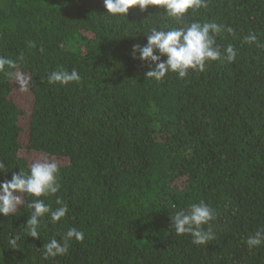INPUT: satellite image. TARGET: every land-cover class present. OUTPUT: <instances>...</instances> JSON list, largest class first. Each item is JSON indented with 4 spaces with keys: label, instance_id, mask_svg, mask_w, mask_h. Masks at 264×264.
<instances>
[{
    "label": "trees",
    "instance_id": "trees-1",
    "mask_svg": "<svg viewBox=\"0 0 264 264\" xmlns=\"http://www.w3.org/2000/svg\"><path fill=\"white\" fill-rule=\"evenodd\" d=\"M206 2L177 21L162 6L126 18L103 0H0V56L22 53L18 70L32 79L30 95L0 74V182L55 159L60 190L41 199L68 207L55 224L43 218L39 239L24 231L29 209L0 214V264H264V245L246 244L264 227V0ZM193 21L231 27L216 39L235 61L146 80L132 46L154 26ZM61 67L81 80L50 84ZM200 201L217 211L206 245L171 229L172 213ZM72 227L84 241L44 259V243Z\"/></svg>",
    "mask_w": 264,
    "mask_h": 264
},
{
    "label": "clouds",
    "instance_id": "clouds-1",
    "mask_svg": "<svg viewBox=\"0 0 264 264\" xmlns=\"http://www.w3.org/2000/svg\"><path fill=\"white\" fill-rule=\"evenodd\" d=\"M103 3L107 15L126 18L133 7L138 6L142 11H146L150 6H162L166 10L165 14L177 21L182 20L189 10L207 7L206 0H103ZM225 30L228 33L233 32L231 27L225 28L215 22L193 21L167 30L154 26L145 34L147 43L143 46L133 45L130 55L133 59L139 58L149 63V70L144 74L146 80L160 82L168 73H177L182 79L190 70L204 71L209 62L235 61L238 53L232 45L222 50L217 44V36ZM243 39L245 43L252 44L257 41V36L252 33ZM163 57H166V60ZM22 61V53L17 59L0 56V74L18 84L21 92H27L32 86V79L27 73L18 70L19 62ZM80 80L81 75L75 68L68 71L61 67L48 75L50 84L59 83L66 86ZM6 170L7 166L0 162V172ZM60 170L61 166L55 159L41 157L30 164L27 172L13 173L11 179L0 182V214L9 217L16 214L21 206L29 209L30 214L24 231L30 237L41 238L43 218L47 216L55 224L68 213L67 205L62 204L60 200H57V203L61 206L53 209L41 199L60 190ZM25 194L34 199L25 204ZM216 216V209L204 201L193 203L187 209L172 213L171 229L176 235L189 234L195 245H206L216 238L212 228ZM20 239V235L10 237L7 241L8 248L18 249ZM84 239L83 231L75 227L69 228L61 239L53 237L45 242L41 249L42 255L44 259L67 255L73 240L83 242ZM246 244L249 248L264 245V227L257 229L254 235L247 239Z\"/></svg>",
    "mask_w": 264,
    "mask_h": 264
},
{
    "label": "rangeland",
    "instance_id": "rangeland-1",
    "mask_svg": "<svg viewBox=\"0 0 264 264\" xmlns=\"http://www.w3.org/2000/svg\"><path fill=\"white\" fill-rule=\"evenodd\" d=\"M29 92V91H28ZM29 94L31 95V93L29 92Z\"/></svg>",
    "mask_w": 264,
    "mask_h": 264
}]
</instances>
